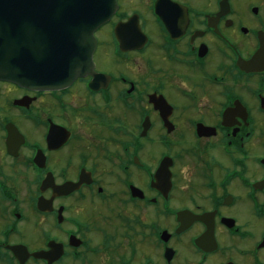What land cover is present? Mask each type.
I'll return each mask as SVG.
<instances>
[{"label":"flooded vegetation","instance_id":"flooded-vegetation-1","mask_svg":"<svg viewBox=\"0 0 264 264\" xmlns=\"http://www.w3.org/2000/svg\"><path fill=\"white\" fill-rule=\"evenodd\" d=\"M115 2L104 81L0 80V264H264V0Z\"/></svg>","mask_w":264,"mask_h":264},{"label":"water","instance_id":"water-1","mask_svg":"<svg viewBox=\"0 0 264 264\" xmlns=\"http://www.w3.org/2000/svg\"><path fill=\"white\" fill-rule=\"evenodd\" d=\"M115 7L114 0H0V80L58 90L94 76L93 32ZM11 250L20 263L28 256Z\"/></svg>","mask_w":264,"mask_h":264},{"label":"rangeland","instance_id":"rangeland-1","mask_svg":"<svg viewBox=\"0 0 264 264\" xmlns=\"http://www.w3.org/2000/svg\"><path fill=\"white\" fill-rule=\"evenodd\" d=\"M101 67H103V68L107 69V67H106L105 65H103V66H101Z\"/></svg>","mask_w":264,"mask_h":264}]
</instances>
